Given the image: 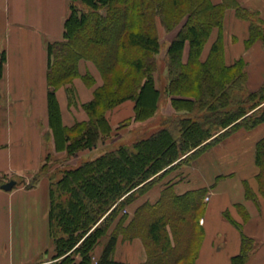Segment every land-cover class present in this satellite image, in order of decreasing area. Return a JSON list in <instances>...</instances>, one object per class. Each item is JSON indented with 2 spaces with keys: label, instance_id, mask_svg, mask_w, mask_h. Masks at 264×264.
I'll return each instance as SVG.
<instances>
[{
  "label": "trees",
  "instance_id": "trees-1",
  "mask_svg": "<svg viewBox=\"0 0 264 264\" xmlns=\"http://www.w3.org/2000/svg\"><path fill=\"white\" fill-rule=\"evenodd\" d=\"M230 8L250 23L246 44L264 43V21L237 0L218 5L212 0H70L63 41L48 49L49 128L56 150L76 157L97 148L113 133L107 112L128 100L135 102L134 122L152 120L162 97L172 112L166 111L158 130L128 147L102 151L76 166L65 165L56 178L50 175L48 216L55 247L50 264H126L114 258L120 238L142 240L147 254L142 264H196L205 237L200 221L206 188L177 194L167 184L160 198L140 205L131 220L127 208L170 172L193 164L234 132L264 123V83L249 91L246 62L226 64L221 35L207 59L200 58L211 32H222ZM157 18L167 32L181 26L167 46L164 90L156 78L161 51ZM81 60L97 66L103 85L84 106L89 121L67 129L56 89L78 77ZM4 62L2 52L0 78ZM256 144L258 182L264 191V138ZM42 166L41 174H49L48 164ZM254 244L242 234L241 252L231 258L232 264H246Z\"/></svg>",
  "mask_w": 264,
  "mask_h": 264
},
{
  "label": "crops",
  "instance_id": "crops-1",
  "mask_svg": "<svg viewBox=\"0 0 264 264\" xmlns=\"http://www.w3.org/2000/svg\"><path fill=\"white\" fill-rule=\"evenodd\" d=\"M212 2L218 5L223 0ZM237 2L258 12L264 21V0ZM69 3L70 0H0V53L5 54L0 78V181L17 182L10 191L0 188V264L52 262L48 260L55 248L48 216L52 169L43 175L42 165L55 164L54 174L65 165L76 166L122 142L125 138L120 124L131 120L130 132V128H137L136 124L144 126L168 114L161 103V111L152 120L134 122L135 102L128 100L107 112L113 133L97 148L82 151L76 157L56 150L49 128L48 49L50 43L63 41ZM223 20L222 32H211L200 58L207 59L212 44L221 35L226 64L244 59L248 89L256 91L264 83V43L259 40L251 46L246 44L250 23L239 19L235 9H228ZM78 71V77L56 89L63 127L67 129L89 121L84 106L103 85L101 73L91 61H79ZM117 134L120 138L107 145ZM263 138L264 123L250 131L234 132L193 164L170 172L160 184L139 197L127 208L130 220L140 205L155 203L167 184L174 185L177 194L206 188L208 200L205 198L206 210L201 221L205 237L196 264H232L231 258L241 252L242 234L255 242L246 264H264V191L258 182L260 170L255 157L256 143ZM48 156L51 158L47 162ZM248 190L253 197L246 195ZM114 258L126 264L144 263L147 254L142 240L120 238Z\"/></svg>",
  "mask_w": 264,
  "mask_h": 264
},
{
  "label": "rangeland",
  "instance_id": "rangeland-1",
  "mask_svg": "<svg viewBox=\"0 0 264 264\" xmlns=\"http://www.w3.org/2000/svg\"><path fill=\"white\" fill-rule=\"evenodd\" d=\"M156 23H157L158 35H159V38L161 41V47H160L161 51H160V54L157 56V59H156L157 64H158V71H157L156 75H157V80H158V86L161 88V90H164V87L166 86L165 84L167 83V72H166L167 71V68H166L167 55H166V53H167V49H168L167 46H169V43L172 41L173 37L176 36V33L179 31L181 26H179L177 29H175L172 32H167L165 30V28L163 27L162 23L160 22V18H157ZM164 104H165V107L169 108L168 107V100H166V98L162 97V105H164ZM165 110H167V111L170 110V112H172V110L170 108L165 109ZM162 122H164V116L160 115L159 117L154 118L152 121H149V123H146V125H144V126L142 124L134 125L137 128H134V127H133L134 129L130 128V132H129L128 127L131 125L124 126L123 130L121 131V133H122L121 135L125 139L122 142L114 145L111 149H115L120 145H127V147H128V145H131L135 140L140 139L142 137H146V136L150 135L151 133H153L154 131L158 130L159 127L163 125ZM134 131H136V132H134ZM121 135L117 134V136H115L116 138L110 139L109 143H107V145L112 144L113 142L117 141L120 138L119 136H121ZM53 165L54 166H52V164H50L48 166L49 167L48 170L50 172V169H52L51 175H53V178H56V177L60 176L61 174H59V172H56L54 174L55 169H56L55 168L56 165L55 164H53ZM50 166H52V168H50ZM53 170H54V172H53ZM95 251H96V255H98V254L100 255L103 251V244L98 246L97 250H95ZM54 252H53V254L48 255V260L52 261Z\"/></svg>",
  "mask_w": 264,
  "mask_h": 264
},
{
  "label": "water",
  "instance_id": "water-1",
  "mask_svg": "<svg viewBox=\"0 0 264 264\" xmlns=\"http://www.w3.org/2000/svg\"><path fill=\"white\" fill-rule=\"evenodd\" d=\"M17 185V182L15 180H11L5 184H3L1 186V189H3V191H10L12 190L15 186Z\"/></svg>",
  "mask_w": 264,
  "mask_h": 264
}]
</instances>
